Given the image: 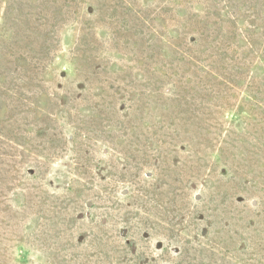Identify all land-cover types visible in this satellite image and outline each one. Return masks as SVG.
I'll return each mask as SVG.
<instances>
[{"label":"rangeland","instance_id":"1","mask_svg":"<svg viewBox=\"0 0 264 264\" xmlns=\"http://www.w3.org/2000/svg\"><path fill=\"white\" fill-rule=\"evenodd\" d=\"M0 264H264V0H0Z\"/></svg>","mask_w":264,"mask_h":264},{"label":"water","instance_id":"2","mask_svg":"<svg viewBox=\"0 0 264 264\" xmlns=\"http://www.w3.org/2000/svg\"><path fill=\"white\" fill-rule=\"evenodd\" d=\"M162 246V243L159 241L156 245V248H160Z\"/></svg>","mask_w":264,"mask_h":264}]
</instances>
